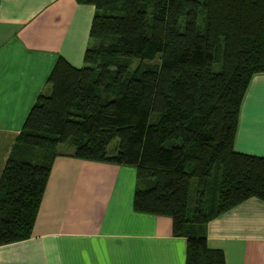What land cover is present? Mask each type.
Masks as SVG:
<instances>
[{"label": "trees", "instance_id": "16d2710c", "mask_svg": "<svg viewBox=\"0 0 264 264\" xmlns=\"http://www.w3.org/2000/svg\"><path fill=\"white\" fill-rule=\"evenodd\" d=\"M76 1L95 9L83 65L58 58L12 145L0 245L31 236L65 155L135 167L133 209L171 218L185 264H226L209 221L264 201V157L234 148L246 90L264 73V0Z\"/></svg>", "mask_w": 264, "mask_h": 264}, {"label": "crops", "instance_id": "0c3cea01", "mask_svg": "<svg viewBox=\"0 0 264 264\" xmlns=\"http://www.w3.org/2000/svg\"><path fill=\"white\" fill-rule=\"evenodd\" d=\"M94 6L0 0V177L59 57L83 65ZM236 151L264 157V73L243 98ZM136 169L59 155L27 239L0 245V264H185L186 239L166 215L133 209ZM226 264H264V201L248 198L209 221Z\"/></svg>", "mask_w": 264, "mask_h": 264}, {"label": "rangeland", "instance_id": "374dc122", "mask_svg": "<svg viewBox=\"0 0 264 264\" xmlns=\"http://www.w3.org/2000/svg\"><path fill=\"white\" fill-rule=\"evenodd\" d=\"M135 64H136V63L134 62L132 65L135 66ZM116 143H117V139H115V140L112 141L111 146H113V145L116 144Z\"/></svg>", "mask_w": 264, "mask_h": 264}]
</instances>
